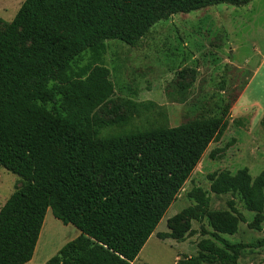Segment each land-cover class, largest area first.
<instances>
[{"label": "trees", "instance_id": "obj_1", "mask_svg": "<svg viewBox=\"0 0 264 264\" xmlns=\"http://www.w3.org/2000/svg\"><path fill=\"white\" fill-rule=\"evenodd\" d=\"M251 0H24L9 23L0 17V166L24 184L0 208V264L31 260L48 209L80 234L46 264H131L155 231L211 142L224 116L99 137L107 123L95 110L114 93L100 64H71L85 52L99 60L107 40L136 46L157 22L218 4ZM50 103L51 108L45 107ZM264 127V118L260 121ZM223 149L213 151L210 156ZM210 192L238 196L247 211H264V169L207 175ZM197 207L209 198L196 190ZM206 212L215 240L175 264H238L264 238L231 243L239 219Z\"/></svg>", "mask_w": 264, "mask_h": 264}, {"label": "rangeland", "instance_id": "obj_2", "mask_svg": "<svg viewBox=\"0 0 264 264\" xmlns=\"http://www.w3.org/2000/svg\"><path fill=\"white\" fill-rule=\"evenodd\" d=\"M23 1L0 0V17L5 23L13 19ZM255 2L251 5L254 12L259 5ZM245 6L218 4L175 14L152 26L136 46L107 40L99 60L85 52L71 64L75 74L81 67L94 64L109 71L114 93L95 110V117L107 123L98 129L99 137L174 127L197 118L224 116L228 122L222 137L208 145L131 264H175L197 255V243L205 238L220 245L206 212H231L230 201L237 210L238 229L223 237L231 243L264 238V211L258 215L247 211L238 196L210 192L207 178L218 170L235 172L247 167L256 176L264 169V127L260 121L251 122V115L244 111L245 99L239 102L259 58L255 48L264 50V10L258 16L262 22L248 24L246 19L252 15ZM4 27L1 24L0 30ZM45 107L50 109L51 104ZM220 149L223 151L215 153L214 158L210 156ZM23 182L0 166V207ZM198 189L209 198L204 211L195 201ZM239 258L241 264H264V247L246 248ZM248 260L250 263H246Z\"/></svg>", "mask_w": 264, "mask_h": 264}, {"label": "crops", "instance_id": "obj_3", "mask_svg": "<svg viewBox=\"0 0 264 264\" xmlns=\"http://www.w3.org/2000/svg\"><path fill=\"white\" fill-rule=\"evenodd\" d=\"M255 1L259 4L256 12H254V6H251L256 3ZM263 1L264 0H251L245 6V9L249 11L248 14L252 15L251 18L246 19V23L255 24L262 22L261 20L259 21L258 16L260 10H264V6L261 5ZM262 20V25L264 26V19ZM262 32H264V30H262ZM258 48L259 47L255 48V52L259 57L257 64L254 66L250 76L246 80L242 89V95L239 99V102L243 98L245 99L247 107L244 111L251 115V122L261 121L264 118V50ZM245 62L248 63V60ZM49 211L51 210L48 209L45 214L33 256L31 260L25 264H46L51 257L58 253L63 245L73 240L80 234L77 229L73 228V225H63L61 221L54 218L53 215L51 216ZM68 230L70 231L69 234L67 233ZM59 240L62 241L59 242L54 249H52L53 244H56ZM246 263H250V260ZM238 264H241V258H239Z\"/></svg>", "mask_w": 264, "mask_h": 264}]
</instances>
